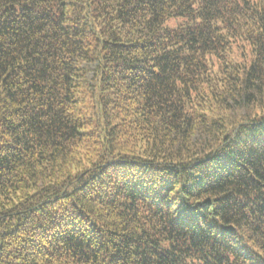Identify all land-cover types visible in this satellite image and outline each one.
<instances>
[{
	"label": "trees",
	"instance_id": "16d2710c",
	"mask_svg": "<svg viewBox=\"0 0 264 264\" xmlns=\"http://www.w3.org/2000/svg\"><path fill=\"white\" fill-rule=\"evenodd\" d=\"M0 264H264V0H0Z\"/></svg>",
	"mask_w": 264,
	"mask_h": 264
}]
</instances>
